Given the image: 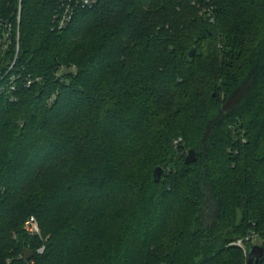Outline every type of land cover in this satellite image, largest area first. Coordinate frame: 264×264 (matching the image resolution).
I'll use <instances>...</instances> for the list:
<instances>
[{
    "label": "trees",
    "instance_id": "16d2710c",
    "mask_svg": "<svg viewBox=\"0 0 264 264\" xmlns=\"http://www.w3.org/2000/svg\"><path fill=\"white\" fill-rule=\"evenodd\" d=\"M59 4L0 0V264H247L264 0H97L60 30Z\"/></svg>",
    "mask_w": 264,
    "mask_h": 264
},
{
    "label": "built area",
    "instance_id": "2783aa9c",
    "mask_svg": "<svg viewBox=\"0 0 264 264\" xmlns=\"http://www.w3.org/2000/svg\"><path fill=\"white\" fill-rule=\"evenodd\" d=\"M97 3V0H60V4L58 7V10L56 14L54 15L53 20V28L57 29H63L65 28L73 19L75 15V11L78 8H89L94 6ZM213 7L209 6L206 7V14L211 17L212 20H214L213 16ZM31 80L29 81V84H31ZM14 88V86H12ZM23 229L25 232L30 236H41V227L37 220V218L34 215H31L28 217L24 223ZM238 245L243 247V239H239L236 242ZM45 244L41 245L37 248L35 253L42 254L45 251ZM22 257H24V254L22 253ZM33 257H31V262Z\"/></svg>",
    "mask_w": 264,
    "mask_h": 264
},
{
    "label": "water",
    "instance_id": "95a60500",
    "mask_svg": "<svg viewBox=\"0 0 264 264\" xmlns=\"http://www.w3.org/2000/svg\"><path fill=\"white\" fill-rule=\"evenodd\" d=\"M195 49L190 52V56H194ZM197 152L194 148H190L187 152V156L185 158L186 162L191 163L197 160ZM163 173V168L161 166H157L154 170V179L158 181ZM23 254L26 260L30 259L34 256V250L30 248H25L23 250ZM264 256V245L262 244H252L249 248L247 255V264H258V261Z\"/></svg>",
    "mask_w": 264,
    "mask_h": 264
},
{
    "label": "rangeland",
    "instance_id": "374dc122",
    "mask_svg": "<svg viewBox=\"0 0 264 264\" xmlns=\"http://www.w3.org/2000/svg\"><path fill=\"white\" fill-rule=\"evenodd\" d=\"M187 156V151H186V155ZM263 238L260 236V235H257V234H252V235H249L245 238V240L243 239V247L242 250H243V253L246 257V260H247V255H248V251H249V245L251 244H263Z\"/></svg>",
    "mask_w": 264,
    "mask_h": 264
}]
</instances>
